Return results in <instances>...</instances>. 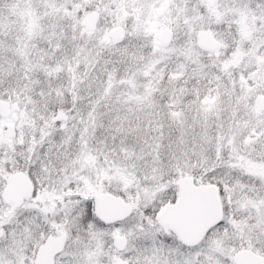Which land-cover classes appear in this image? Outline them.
Masks as SVG:
<instances>
[{"label": "snow or ice", "instance_id": "obj_1", "mask_svg": "<svg viewBox=\"0 0 264 264\" xmlns=\"http://www.w3.org/2000/svg\"><path fill=\"white\" fill-rule=\"evenodd\" d=\"M0 264H264V0H0Z\"/></svg>", "mask_w": 264, "mask_h": 264}]
</instances>
